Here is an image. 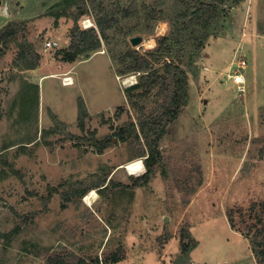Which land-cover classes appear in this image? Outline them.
Wrapping results in <instances>:
<instances>
[{
	"label": "rangeland",
	"instance_id": "1",
	"mask_svg": "<svg viewBox=\"0 0 264 264\" xmlns=\"http://www.w3.org/2000/svg\"><path fill=\"white\" fill-rule=\"evenodd\" d=\"M188 1L106 0L105 10L119 23L104 34L96 27L101 47L76 63L104 52L112 67L97 55L75 65L71 77L72 69L63 71L72 64L55 62L69 51L77 0H0V32L11 23L17 29L0 43V264H47L69 255L90 264L96 258L99 264H258L254 243L264 230V0L219 6L195 69L184 66L189 102L168 127L162 161L147 186L135 181L148 168L137 175L125 169L141 160L136 157L143 142L115 137L132 123L138 127L164 99L160 88L141 96L142 86L121 83L132 74L138 83L145 73L117 80L115 73L129 66L132 54L152 60ZM88 18L95 24L90 16L79 17L81 30ZM162 23L166 30L158 35ZM192 28L172 43L187 62L203 32ZM138 36L143 42L133 45ZM151 40L153 48L144 46ZM31 48L39 55L36 68L30 54L20 57ZM154 60L160 74L165 63L177 62L171 55ZM49 73L56 78L39 80V86L37 75ZM66 78L73 79L67 86H75L63 87ZM81 101L89 111L83 126ZM108 138L112 142L100 154L94 144ZM103 182L97 202L86 205L82 192ZM183 228L194 239H185L195 246L189 260L182 252ZM117 251L125 253L121 262L105 260Z\"/></svg>",
	"mask_w": 264,
	"mask_h": 264
},
{
	"label": "trees",
	"instance_id": "2",
	"mask_svg": "<svg viewBox=\"0 0 264 264\" xmlns=\"http://www.w3.org/2000/svg\"><path fill=\"white\" fill-rule=\"evenodd\" d=\"M105 1L106 0H77L80 12L77 15V19L74 20L75 26L71 32L69 51L64 53L63 62H76L86 51L97 52L101 47V40L100 37H98L97 31L99 30L102 34H104L106 31L117 26L119 18L115 13L107 12L105 10ZM226 1L228 0H210V2L202 0H189L186 3V7L176 14L174 21H171L170 35L164 37L159 42L160 47L157 49L156 53L150 54V58L152 60L155 59L156 61H161L165 56L167 57L169 55L175 57L177 62L170 61L165 63L163 66V74H160L162 68H156L154 63H152V60H149L147 57L136 56L135 54L131 55L133 60L130 62L129 66H127L125 70L121 69L117 72L119 76L133 72L145 73L140 82L132 87L142 86L143 91L140 93L141 96L148 95L154 89L160 88V92H162L161 94L164 96V99L159 106L152 110L147 116L140 119L138 127L132 123L130 128H122L115 134V137L122 142H127V140L131 137L135 140L137 139L143 142L142 152H140L136 158L147 157L144 163L146 169L148 168V170L144 175L135 181L137 186H147L155 165L162 161V156L159 150L160 143L165 138L168 127L176 121V119H178L183 108L187 105V102H189L188 74L184 66H187L190 71L195 69V56L198 55V53L204 48L205 43L210 36V31L217 21L219 6L225 5ZM183 2L184 1H182V3ZM97 10L99 11L95 13ZM82 16L92 17L98 30L95 28L81 30L78 25V18ZM128 16L129 14H125L124 18H127ZM155 19L159 18L151 17L150 21ZM196 25L201 26L203 28V32L201 37L199 36L194 38L193 45L195 46L191 49H193L195 53L193 54V58L187 62L182 59V50L178 51L176 47H173L172 43L179 41L184 35L183 32L187 30L192 31V27H196ZM16 30L15 24L11 23L8 25L2 32H0V43L15 37L17 33ZM31 49L32 51L24 50L20 57L23 60L24 58H28L27 55L30 54L29 56H32L33 58L31 61L33 62V68H36L39 63V55L33 51V48ZM2 55L3 51L0 49V57H2ZM123 61H126L125 58ZM87 115V107L84 102L81 101L79 118L82 126L84 124L83 119H85ZM111 142L112 139L108 138L103 142H96L94 145L101 154ZM97 187L106 188L104 182L102 185ZM86 193L87 190L83 191L80 197H83ZM229 214L230 221L234 223L231 212ZM260 233H262L261 241H255L254 244L257 247L254 248V251L258 255L257 263L264 264V230H261ZM190 236V231L183 228L181 234L182 252L184 254L188 253V260L190 259L189 252L193 247H195L189 243L188 245L185 244V239L187 237L190 238ZM190 239L191 242H194L193 238ZM105 258L106 261H109L110 259L112 263H119L125 258V253L117 251L112 253L110 256L105 255ZM94 263L99 264L100 259H94ZM47 264L90 263L84 258H73L69 255L67 258L59 256L52 257L48 260Z\"/></svg>",
	"mask_w": 264,
	"mask_h": 264
},
{
	"label": "bare ground",
	"instance_id": "3",
	"mask_svg": "<svg viewBox=\"0 0 264 264\" xmlns=\"http://www.w3.org/2000/svg\"><path fill=\"white\" fill-rule=\"evenodd\" d=\"M165 30H166L165 24L163 23L160 24L157 30L158 35H163L165 33ZM154 44H155L154 41L151 40V41L146 42L144 46H148V48H153ZM68 79H69L68 81H71L70 85L73 84V79L72 78H68ZM120 80H121L122 85L125 86L126 88L134 86L137 83V77L134 74L129 75L128 77H125V78H120ZM237 81L242 83L244 80L242 76L239 75L237 76ZM125 169L127 170L129 174L137 175L143 171L144 164L141 160H135L127 164V166H125ZM98 199H99L98 192L95 189H92L88 194L85 195L84 203L88 206H93L97 202Z\"/></svg>",
	"mask_w": 264,
	"mask_h": 264
},
{
	"label": "crops",
	"instance_id": "4",
	"mask_svg": "<svg viewBox=\"0 0 264 264\" xmlns=\"http://www.w3.org/2000/svg\"><path fill=\"white\" fill-rule=\"evenodd\" d=\"M45 51H47V50H45ZM103 53H104V52H98V53L94 54L92 57H90L89 59H86V60H83V61H80V62H87V61L91 60L93 57H96V56L98 55V56H104V57H106V60H105V61H106L111 67H112V64H113L112 61L110 60V58H108V57L105 55V53H104V54H103ZM40 60H41V59H40ZM78 60H79V59H78ZM80 62H78V63H80ZM78 63H76V62L69 63V62H63V61H62V63H60V62H59V63H58V62H55V64H57V66H59V67H60L61 65H62L63 67H65V66L68 65V64H72L70 67H66V69L63 71V72H65V73L68 74L69 71L72 69L73 71L70 73L71 77H73L72 74L74 73V69H75V67H76L75 65H77ZM59 67L57 68V70L59 69ZM62 70H63V69H62ZM38 72H40V71H38ZM56 76H57V75H56L55 73H49V74H44V75H37V77H38V85L40 86L39 80H44V81H45V80H48V79L50 80V79L56 78ZM115 76H116L115 78H116V80H117L118 77H119V75H118L117 72L115 73ZM36 81H37V78H36ZM35 83H36V82H35ZM73 86H75V84L72 85V86H63V87H73ZM87 110H88V109H87ZM88 113H89V111H88ZM119 166H121V165H119ZM119 166H118V167H119ZM118 171L120 172L121 170L119 169ZM122 177H123V178H126V177L128 178L129 176H126V177H125V176L123 175ZM124 180H125V179H122L123 184H125V183H124ZM105 183H106V182H105ZM100 185H101V184H100ZM100 185H99V186H100ZM125 185H126V184H125ZM98 188H100V187H92L91 189H89V190L87 191L86 194H88L92 189L97 190ZM86 194H85V195H86ZM85 195H84V196H85Z\"/></svg>",
	"mask_w": 264,
	"mask_h": 264
},
{
	"label": "built area",
	"instance_id": "5",
	"mask_svg": "<svg viewBox=\"0 0 264 264\" xmlns=\"http://www.w3.org/2000/svg\"><path fill=\"white\" fill-rule=\"evenodd\" d=\"M87 23H89L90 25H87ZM83 27L85 28V29H89V28H96V25L92 22V20L91 19H86V20H84V22H83ZM58 44L55 42V43H48V47H50V46H57ZM240 65H242V66H246V63H245V61H243V62H241L240 63ZM69 79L68 78H66V79H64L63 80V84L64 85H70V81H68ZM235 83L236 84H238V86L240 87V82H238L237 81V76L235 77ZM147 157H143V158H141V161L144 163V161H145V159H146ZM145 164H144V169H143V171L142 172H140L141 174H143V173H145L146 172V170H145ZM131 175V174H130Z\"/></svg>",
	"mask_w": 264,
	"mask_h": 264
},
{
	"label": "water",
	"instance_id": "6",
	"mask_svg": "<svg viewBox=\"0 0 264 264\" xmlns=\"http://www.w3.org/2000/svg\"><path fill=\"white\" fill-rule=\"evenodd\" d=\"M131 42L133 45L141 44L143 42V37L142 36L134 37L131 39Z\"/></svg>",
	"mask_w": 264,
	"mask_h": 264
}]
</instances>
